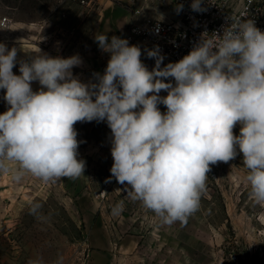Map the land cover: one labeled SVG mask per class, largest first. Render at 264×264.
<instances>
[{
    "label": "clouds",
    "instance_id": "1",
    "mask_svg": "<svg viewBox=\"0 0 264 264\" xmlns=\"http://www.w3.org/2000/svg\"><path fill=\"white\" fill-rule=\"evenodd\" d=\"M203 3L192 0L190 7L202 12ZM242 17L230 18L222 34L202 33L187 55L167 64L158 45L142 51L128 39L96 34L110 58L87 82L73 73L83 64L79 54L39 49L18 61V49L0 42L8 106L0 113V172L11 171L16 182L25 174L44 183L76 179L86 161L74 125L106 122L113 163L105 183L124 185L163 224H186L200 208L211 166L241 154L250 194L264 204V31ZM145 53L155 60L151 70Z\"/></svg>",
    "mask_w": 264,
    "mask_h": 264
},
{
    "label": "rangeland",
    "instance_id": "2",
    "mask_svg": "<svg viewBox=\"0 0 264 264\" xmlns=\"http://www.w3.org/2000/svg\"><path fill=\"white\" fill-rule=\"evenodd\" d=\"M135 8L122 0H0V42L18 49V61L39 49L67 58L73 15L104 12L130 22ZM13 72L20 74L19 64ZM91 78L87 72L81 79ZM39 87L33 82V90ZM3 95L0 113L8 107ZM74 127L84 175L44 183L0 172V264H264V204L250 194L242 154L211 166L200 208L186 224L165 225L124 185L105 183L113 163L106 122Z\"/></svg>",
    "mask_w": 264,
    "mask_h": 264
},
{
    "label": "built area",
    "instance_id": "3",
    "mask_svg": "<svg viewBox=\"0 0 264 264\" xmlns=\"http://www.w3.org/2000/svg\"><path fill=\"white\" fill-rule=\"evenodd\" d=\"M87 5L91 0H75ZM173 14L169 21L160 20L147 13L145 7L135 8L128 27L122 34L130 44L151 49L158 45L165 57L163 64L176 62L187 55L204 32L219 31L231 23V19H251L264 31V0H204L205 11L196 12L190 7L192 0H160ZM183 5L177 13L176 6ZM8 23L7 18L1 22ZM210 35V34H208ZM104 123V122H100Z\"/></svg>",
    "mask_w": 264,
    "mask_h": 264
},
{
    "label": "crops",
    "instance_id": "4",
    "mask_svg": "<svg viewBox=\"0 0 264 264\" xmlns=\"http://www.w3.org/2000/svg\"><path fill=\"white\" fill-rule=\"evenodd\" d=\"M103 2L104 0H97ZM128 5H136L138 7H145L147 13L154 18L169 21L173 18V14L169 7L160 0H122ZM116 19V18H115ZM113 16H108L104 12L96 13L93 15L78 13L73 15L74 24L68 29L70 35L68 49L69 56L79 54L82 58L83 64L76 67L81 70L79 78L86 77V73L90 72L91 75L95 72L103 73L105 66L110 58L108 53L102 52L97 43L94 41L96 34H106L109 40L112 36L123 37V30L129 24V18L126 15L124 18L116 19ZM142 51L146 49L141 47ZM51 55L50 52H48ZM108 59V60H105ZM141 59L145 65L151 70L155 65V60L147 57L146 53L142 55ZM163 66V65H162ZM83 75V76H81ZM82 80V79H81ZM167 82V81H166ZM166 92L162 91L160 95H165Z\"/></svg>",
    "mask_w": 264,
    "mask_h": 264
}]
</instances>
